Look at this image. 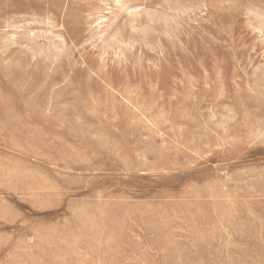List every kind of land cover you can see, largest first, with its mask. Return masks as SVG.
Wrapping results in <instances>:
<instances>
[{
  "label": "rangeland",
  "instance_id": "374dc122",
  "mask_svg": "<svg viewBox=\"0 0 264 264\" xmlns=\"http://www.w3.org/2000/svg\"><path fill=\"white\" fill-rule=\"evenodd\" d=\"M0 264H264V0H0Z\"/></svg>",
  "mask_w": 264,
  "mask_h": 264
}]
</instances>
